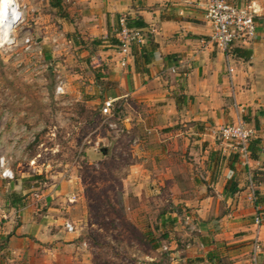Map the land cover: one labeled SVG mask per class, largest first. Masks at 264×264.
<instances>
[{
    "label": "crops",
    "instance_id": "1",
    "mask_svg": "<svg viewBox=\"0 0 264 264\" xmlns=\"http://www.w3.org/2000/svg\"><path fill=\"white\" fill-rule=\"evenodd\" d=\"M231 1L257 13L256 38L235 47L231 55L210 42L208 0H62V4L68 3L78 19L77 27L66 23V28L78 29L92 42L87 55L83 53L84 58L95 56L92 69L84 62L95 73L87 98L96 103L102 97L114 99L125 115L121 122L135 160L127 180L138 202L144 209L156 204V210L170 203L174 211L165 214L176 221L182 212H191L199 222L193 241H200L211 263L226 253L233 264H264V0ZM122 16L142 18L145 35L157 45L147 73L138 71L134 56L122 67L118 49L105 41L117 33ZM97 40L105 42L93 44ZM77 76L82 83L83 77ZM238 118L257 131L248 165L218 134ZM1 194L0 264H75L84 258L82 235L64 228L69 218L56 215L58 210L49 203L43 214L31 204L13 207ZM54 195H64L68 212L77 208L75 193ZM257 216L262 218L260 229ZM187 249L181 251L193 257L196 250Z\"/></svg>",
    "mask_w": 264,
    "mask_h": 264
},
{
    "label": "rangeland",
    "instance_id": "2",
    "mask_svg": "<svg viewBox=\"0 0 264 264\" xmlns=\"http://www.w3.org/2000/svg\"><path fill=\"white\" fill-rule=\"evenodd\" d=\"M50 1L16 0L24 12L10 41L0 27V160L14 173V179H4L0 168L1 196L15 190L24 195L20 206L31 204L43 214L49 203L56 215L74 218L77 224L68 220L84 239V258L75 264H214L183 221L172 218L170 203L144 209L134 196L127 180L135 162L131 141L103 125L105 97L97 103L87 98L95 73L84 67V52L92 42L66 28L78 22L68 3L63 11L69 19H63ZM60 80L66 84L63 95L55 90ZM115 109L119 121L124 119L119 104ZM26 184L30 189L23 190ZM56 191L75 193L77 208L68 212ZM188 244L196 250L191 258L181 251ZM222 254L216 264H233Z\"/></svg>",
    "mask_w": 264,
    "mask_h": 264
},
{
    "label": "built area",
    "instance_id": "3",
    "mask_svg": "<svg viewBox=\"0 0 264 264\" xmlns=\"http://www.w3.org/2000/svg\"><path fill=\"white\" fill-rule=\"evenodd\" d=\"M18 9L23 16L24 11L19 5ZM256 16V10L250 6H239L231 0H208L206 17L212 26L210 42L220 51L231 55L235 47L248 45L256 38ZM118 25V44L115 47L118 49L121 66L126 67L133 57V48L141 47L145 43L146 35L143 29L129 28L125 16L119 18ZM25 44L30 48L31 39L27 38ZM232 72L233 69L230 67V73ZM65 88V82L60 80L56 85V94H65ZM115 107L116 100L111 98L104 100L101 116L103 118V125L114 133L116 137H121L127 134V129L117 118ZM218 134L225 143H228L237 150L244 165L250 163L252 156L251 143L257 135V131L253 126L242 118H238L236 121L220 128ZM133 143H136V141H133ZM0 168L2 178L14 179V173L6 167L4 158L0 160ZM251 189L253 190L252 199L256 200L257 195L253 185ZM16 216L19 218L21 216L20 212L16 213ZM180 219L190 233L194 234V232H197L199 222L191 212L185 211ZM255 225L260 229L262 225L261 217L257 216L255 218ZM64 228L69 233H75L77 230L76 225L69 220L64 223ZM255 247L259 249V244L257 243ZM164 250L165 252L169 251L167 247H164Z\"/></svg>",
    "mask_w": 264,
    "mask_h": 264
},
{
    "label": "trees",
    "instance_id": "4",
    "mask_svg": "<svg viewBox=\"0 0 264 264\" xmlns=\"http://www.w3.org/2000/svg\"><path fill=\"white\" fill-rule=\"evenodd\" d=\"M50 4L53 8L59 9L62 11V17L68 19L69 16L63 11V4L62 0H51ZM126 21L127 25L129 28H136V29H144L147 27V24L143 21L142 18H133L130 16H126ZM119 30V26H118ZM117 30V32H118ZM146 39L148 40V45H142L140 50L137 49V47L134 48L133 50V56L135 57L136 60V66L138 71L147 73L148 72V66L152 63L154 52L157 49V45L155 44L153 38L151 36H146ZM108 44H112L116 46L118 44V39H117V33L115 35H112L108 37L107 40H105ZM104 40H97L94 41L93 44H104ZM95 56H93V53L91 56L87 59V63L89 67L92 69L93 64L95 62ZM116 112V111H115ZM252 144V143H251ZM107 156V155H106ZM38 178V177H37ZM25 182H27L25 180ZM30 189V185H24L23 190ZM24 195L22 193L14 191L9 195L8 198V203H10L11 206L13 207H18L22 202L24 201ZM176 221V220H175Z\"/></svg>",
    "mask_w": 264,
    "mask_h": 264
},
{
    "label": "bare ground",
    "instance_id": "5",
    "mask_svg": "<svg viewBox=\"0 0 264 264\" xmlns=\"http://www.w3.org/2000/svg\"><path fill=\"white\" fill-rule=\"evenodd\" d=\"M22 13L16 0H3L0 4V27L4 41L9 40L14 27L20 22ZM10 41V40H9Z\"/></svg>",
    "mask_w": 264,
    "mask_h": 264
},
{
    "label": "water",
    "instance_id": "6",
    "mask_svg": "<svg viewBox=\"0 0 264 264\" xmlns=\"http://www.w3.org/2000/svg\"><path fill=\"white\" fill-rule=\"evenodd\" d=\"M107 152H108V151L104 148V149H103V153H107Z\"/></svg>",
    "mask_w": 264,
    "mask_h": 264
}]
</instances>
